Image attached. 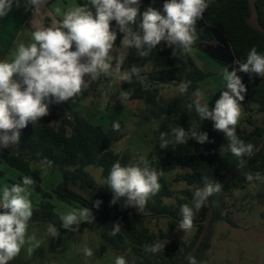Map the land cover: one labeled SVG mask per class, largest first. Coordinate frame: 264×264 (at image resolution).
Here are the masks:
<instances>
[{
    "label": "trees",
    "instance_id": "trees-1",
    "mask_svg": "<svg viewBox=\"0 0 264 264\" xmlns=\"http://www.w3.org/2000/svg\"><path fill=\"white\" fill-rule=\"evenodd\" d=\"M249 1L212 0L203 17L195 24L198 38L192 50L201 51L229 71L237 67L233 63L235 60L246 59L253 46L258 52L264 53V33L252 29L247 22L251 15ZM78 3L83 6L88 4V0H79ZM164 3L165 0H140V13L148 7H153L163 14ZM256 7L260 23L264 26V0H257ZM110 27L117 32L114 45H120L123 33L119 32L115 21L111 22ZM172 51L167 45L161 49V54L167 57V68L148 74L141 72V79L133 77L131 84L121 81V88L123 91L134 89V94L128 101H144L150 116L161 121L154 133V168L163 175L175 172L180 167L189 169V173L176 175L174 179V183L186 184L187 189L178 193L161 175V189L147 202L146 214L138 215L133 213L130 207H123L124 198L121 202L110 205L113 197L111 190L106 183L101 185L96 182L86 168H101L106 179L116 161L122 166L140 163L133 162L128 153H117L114 150L115 144L123 139L120 132L123 123L119 122V131H114L112 124L105 129L102 125L92 123L79 112L72 111L66 102L53 104L49 115L42 117L36 126L29 123L21 130L19 144L10 149H0L6 164L22 174L20 180L28 174H32L36 179L33 193L40 194L42 201L33 209L29 226L47 223L54 225L61 234L74 233L62 227L53 202L56 198L74 208L91 209V222H82L75 232L94 231L100 227L102 239L117 253L124 255L128 264H187L185 257L192 251L199 238L203 229L202 222L209 209L207 204L203 207L201 218L193 221L194 236L190 241H183L174 237L181 218L180 206L189 205L193 201L195 189L203 186L201 178L208 176L224 186L219 194L209 197L207 202L213 210L212 222L203 243L194 253L198 264H204L212 248L215 224L226 222L235 225L230 217L231 212H228V199L233 193L244 191L251 184H255L260 187L258 197H264V121L259 123L251 114L253 110L250 107L254 105L259 114H264V78L255 74L249 77L248 74L238 72L247 88L241 105L248 115L243 123H238L236 132L240 139L255 146L253 155L244 158L247 161L245 166L238 168L239 162L228 150L226 136L214 130L211 120L201 121L194 109L189 111L186 107L197 98L200 84L210 75L195 63L190 56L191 52L178 59L172 56ZM182 81H191L187 93H179L170 101L161 97L160 86H177ZM221 91L211 101H205L201 93L199 99L202 104H208L211 110ZM58 112L64 113V116L59 117ZM193 123L199 125V131L208 133L209 142L201 145L195 140H189L187 144L169 145L167 149L159 148L160 132H170V127L174 126L187 130ZM45 158L52 162L48 168L58 171L61 175V182L50 191H45L40 185V171L33 170V165L42 166ZM257 172L260 173V180L246 179V173L254 175ZM165 199H174L176 203L169 206L165 204ZM96 200L102 201L99 208L93 206ZM162 219L167 220L166 229L153 230L151 224ZM117 221H120L123 227L120 233L111 236L109 233L112 225ZM155 242L164 243V250L157 254L146 252L144 246Z\"/></svg>",
    "mask_w": 264,
    "mask_h": 264
},
{
    "label": "clouds",
    "instance_id": "clouds-1",
    "mask_svg": "<svg viewBox=\"0 0 264 264\" xmlns=\"http://www.w3.org/2000/svg\"><path fill=\"white\" fill-rule=\"evenodd\" d=\"M22 0H0V18L6 17L13 5L21 6ZM47 0H23L26 8L38 14ZM212 0H165L163 14L148 7L140 13V0H88V4L68 8L61 13L57 7L55 13L62 19L52 27L38 28L31 33L28 43H19L11 59L0 60V149H10L20 143L21 130L29 123L36 126L42 117L49 115V106L75 101V98L97 82L101 76L112 78L114 73L119 79L131 84L133 77L141 79V68L133 64L130 69L120 71L127 58L126 51L111 55L117 32L110 25L116 22L119 32L123 33V49L135 48L141 58L149 56L158 45L172 48V56L180 59L191 52L198 36L195 24L203 17ZM94 9L95 11L93 12ZM139 17V19H138ZM74 49V50H73ZM237 67L231 71L224 68L223 81L226 90L221 91L219 99L211 110L208 104H202L197 98L186 105L193 109L200 120H211L214 130L222 132L228 141V150L237 158L238 168L245 166V157H251L255 146L240 139L236 126L242 115L241 102L245 99L246 85L238 72L253 74L264 78V53L253 46L243 61L233 62ZM191 81H182L178 85L180 94H185ZM111 88V83L108 84ZM103 90V86L101 88ZM134 89L121 91L119 100L126 103ZM114 131H119L120 123L113 121ZM159 148L169 145L187 144L195 140L203 145L209 142L207 132L199 131V125L193 123L187 130L180 126L170 127V132L159 134ZM52 164L45 158L42 163L44 175ZM162 172L152 167L147 159L140 158L139 164L122 166L116 161L105 179L113 197L110 205L121 198L123 207H135L142 212L147 202L161 189L159 182ZM248 181L260 180V173H246ZM202 187L195 189L192 206H180V220L177 229L191 231L196 214L206 206L209 197L219 194L223 184L203 176ZM36 181L30 176H23L20 183L4 185L0 189V264H9L21 252L25 244L29 255L39 248L42 241L35 234L28 236L29 221L33 216V204L29 198L35 190ZM102 201L96 200L94 207L99 208ZM62 227L68 231H78L82 222H91L93 214L88 207L69 208L60 213ZM76 226V227H73ZM123 225L120 221L112 225L109 233L116 236ZM48 234L56 238L57 228L49 224ZM164 243L155 242L145 245L146 252L157 254L164 250ZM83 254L92 257L93 251L85 247ZM115 264H127L123 256H117ZM187 264H198L195 255L187 257Z\"/></svg>",
    "mask_w": 264,
    "mask_h": 264
},
{
    "label": "rangeland",
    "instance_id": "rangeland-1",
    "mask_svg": "<svg viewBox=\"0 0 264 264\" xmlns=\"http://www.w3.org/2000/svg\"><path fill=\"white\" fill-rule=\"evenodd\" d=\"M75 6L80 5L73 0H57L52 8L59 7L63 13L68 8ZM41 14L40 11L33 15V11L24 6L23 0L19 8L15 4L13 5L12 10L3 21V25L0 21V60L8 59L9 52L12 48H16L18 44L15 45V39L20 31L22 33V29H25V33L19 43H28L33 31L38 28L55 26L62 19V15L52 13L53 22H50L47 16L41 20ZM164 45L162 42L149 56L143 58L137 55L135 48L123 49L121 44L114 45L111 53L114 57L113 67L116 66L115 57L120 51H126L127 58L121 66V72L130 69L133 64L140 67L142 73L147 74L167 68V57L161 54ZM190 56L203 71L210 75L200 84L199 93L203 95L205 101H211L217 93L226 89V82L222 77L224 67L199 50H192ZM109 82L111 83L110 90L107 87ZM102 86L103 90H101ZM121 91L123 90L119 74L114 73L112 78L101 76L97 82L92 83L86 91L76 97L74 102L70 100L66 103L72 111L79 112L92 123L102 125L105 129L109 128L113 121L123 123V129L120 131L123 139L115 144L114 150L117 153H128L133 162L140 161V158L144 157L154 167L156 162L154 133L158 130L161 121L150 116L148 106L144 101L132 103L127 101L122 104L119 100ZM160 91L161 97L166 101H170L179 94L178 85H162ZM52 105L49 106V109ZM241 107L242 115L239 123H243L248 115L244 112V107L242 105ZM250 107L253 110L251 114L254 118L259 123H263L264 114H259L254 105ZM65 111L68 112V110ZM58 115L62 117L64 113L58 112ZM243 125L247 127L246 124ZM33 170L40 171V185L45 191L52 190L60 182L58 179L61 180L58 171L47 168V175H44L42 166L39 165H33ZM86 171L96 182L101 185L105 184L101 168L89 166ZM189 172V169L180 167L175 172L165 174L163 177L172 185L173 190L180 193L186 190L187 186L182 182L174 183V179L176 175ZM21 175L19 171L6 164L0 152V189L4 185L20 183ZM28 176L36 180L32 174H28ZM259 188L257 185L251 184L244 191H235L228 199V212H231L230 217L235 225L232 226L226 222L215 224L212 248L208 254V260L204 264H264V197H258ZM29 198L32 201L33 209L42 201V196L33 192ZM53 202L58 214L66 212L69 208H74V206L60 202L56 198ZM175 203L174 199H165V204L169 206ZM189 206H192V201ZM130 208L135 214H146L145 208L142 212H139L135 207L130 206ZM202 212L203 208L196 214L194 221L201 218ZM48 225L41 223L29 226L27 235L35 234L36 239L42 241L40 247L35 248L29 255L27 248L30 245L26 243L20 254L9 264H115L117 256L124 257L102 239L100 227L94 231L86 230L68 234H61L58 231L59 235L53 238L47 232ZM166 226V219H162L160 222L154 221L151 224L153 230L166 229ZM194 234V229L188 232L176 230L174 237L178 240L190 241ZM85 247L93 251L92 257H86L83 254ZM124 258L126 259V257Z\"/></svg>",
    "mask_w": 264,
    "mask_h": 264
},
{
    "label": "water",
    "instance_id": "water-1",
    "mask_svg": "<svg viewBox=\"0 0 264 264\" xmlns=\"http://www.w3.org/2000/svg\"><path fill=\"white\" fill-rule=\"evenodd\" d=\"M256 2H257V0H250L249 1V5H250V9H251V15H250L247 22H248V25L252 29H254L258 32L264 33V26L260 23L259 13H258V10L256 7ZM246 162L247 161H245V164H246ZM207 207H208L209 211L206 214V217L202 222V224H203L202 232H201L199 238L197 239L192 251L185 257V260H187V257L189 255H193L194 253H196L198 251V249L200 248L201 244L203 243V241H204V239H205V237L209 231V228H210V225L212 222V218H213V210L211 209L209 203H207ZM180 264H182V263H180Z\"/></svg>",
    "mask_w": 264,
    "mask_h": 264
},
{
    "label": "crops",
    "instance_id": "crops-1",
    "mask_svg": "<svg viewBox=\"0 0 264 264\" xmlns=\"http://www.w3.org/2000/svg\"><path fill=\"white\" fill-rule=\"evenodd\" d=\"M74 1L78 3L79 0H73V2H74ZM56 2H57V0H47L46 5L41 9V12H42V14H41V20L45 19L46 16H47V19H48L50 22H53L52 13H54L55 15H57V14L55 13V9H53L52 7H53V5H55ZM78 4H79V3H78ZM5 18H6V17L1 18V20H0V21H2L1 25H3V21L5 20ZM25 23H26V22H25ZM25 25H26V24H25ZM0 29H1V28H0ZM24 30H25V29H24ZM24 30L22 29V33H21V31L19 32L18 36H17L16 39H15V45L19 44V41L22 39V35H23V33H25ZM14 50H15V47L12 48V50L9 52V57H8V59H11V56H12V53L14 52ZM6 58H7V57H6ZM58 181L61 182V180H59V179H58Z\"/></svg>",
    "mask_w": 264,
    "mask_h": 264
}]
</instances>
